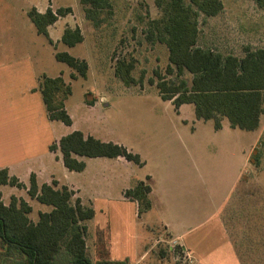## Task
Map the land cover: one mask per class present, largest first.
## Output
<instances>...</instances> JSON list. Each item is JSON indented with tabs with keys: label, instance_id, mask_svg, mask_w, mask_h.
I'll use <instances>...</instances> for the list:
<instances>
[{
	"label": "rangeland",
	"instance_id": "374dc122",
	"mask_svg": "<svg viewBox=\"0 0 264 264\" xmlns=\"http://www.w3.org/2000/svg\"><path fill=\"white\" fill-rule=\"evenodd\" d=\"M107 2L95 24L85 17L80 0H0V164L8 163L10 172L26 186L33 172L39 186L54 178L73 188V198L79 197L85 208L93 210L83 222L87 257L93 262L182 264L157 222V208L139 213L137 203L124 196L125 188L143 181L155 185L154 201L159 200L161 207L162 201L165 207L166 200L173 203L175 215L186 217L185 225L195 226L181 237L187 244L194 236L201 242L193 247L198 251L194 264H205L204 255L211 264H264V122L260 136L238 128L232 134L220 129L229 125L226 119L216 129L212 119L195 117L192 104H184L178 112L170 101L162 100L154 71L165 79L175 76L165 72L166 47L146 37L148 22L160 16V9L154 0ZM221 2L223 9L216 16L199 13L198 44L237 56L245 47H264V0ZM33 6L42 11L71 8L48 27L51 42L28 18ZM66 27H78L82 42L64 45L60 37ZM57 51L85 60L86 77L72 78L73 71L55 59ZM123 59L134 61L135 85L125 86L114 73L117 60ZM43 75H60L70 85L64 101L70 126L48 118L39 86ZM182 78L189 82L191 75L185 72ZM72 130L120 144L137 154L142 165L79 157L85 169L69 171L55 158L61 156L59 150L50 152L48 147ZM0 188L26 200L32 221L38 212L51 209L30 199L24 187ZM247 191L253 192V206L250 201L247 207L241 203ZM247 208L250 213L244 221ZM223 223L232 224L242 236L228 238ZM246 223L249 235L244 240ZM59 259L65 260L64 253L57 263ZM11 260L15 257H5L3 264Z\"/></svg>",
	"mask_w": 264,
	"mask_h": 264
},
{
	"label": "trees",
	"instance_id": "16d2710c",
	"mask_svg": "<svg viewBox=\"0 0 264 264\" xmlns=\"http://www.w3.org/2000/svg\"><path fill=\"white\" fill-rule=\"evenodd\" d=\"M160 16L148 22L146 37L163 44L168 51L165 72L175 79H165L156 70L155 86L162 100L170 101L176 109L183 104H192L197 119L214 121L219 129L226 119L229 126L253 131L260 126L264 115V47H245L243 55L223 54L198 44V15L216 16L222 11L221 0H154ZM88 20L96 24L99 9L108 6L107 0H80ZM195 7V9L193 8ZM71 12L70 7H47L39 12L31 7L27 16L38 34L49 41L48 27L60 17ZM83 40L78 27L64 28L60 41L72 47ZM51 42V41H50ZM57 61L65 63L73 72L74 79L87 75L88 64L66 51L54 53ZM133 60H117L115 75L125 86L135 85L131 75ZM191 75L190 81L183 74ZM181 77V78H180ZM40 92L50 120L66 126L72 119L65 110L64 101L71 92L70 85L58 75L41 76ZM49 151L59 150L63 166L69 171L81 172L85 162L79 157L122 158L142 165L137 154L112 141H102L91 135L73 130L51 144ZM0 185L25 188L32 200L51 207L47 212H38L36 221L29 218L31 206L22 198L10 196L8 204L0 200V264L5 257L14 256L11 264H125L106 259L91 261L87 257L84 221L93 216V210L85 208L81 200L73 198L74 191L57 181L37 183L34 173L29 174L28 186L17 177L10 176L7 168L0 169ZM150 186L143 181L124 191V196L137 203L138 212L150 209ZM178 251V248H177ZM64 253L65 260L56 258ZM10 260V259H9Z\"/></svg>",
	"mask_w": 264,
	"mask_h": 264
},
{
	"label": "crops",
	"instance_id": "0c3cea01",
	"mask_svg": "<svg viewBox=\"0 0 264 264\" xmlns=\"http://www.w3.org/2000/svg\"><path fill=\"white\" fill-rule=\"evenodd\" d=\"M33 7H35V6H33ZM52 9V8H51ZM39 12H43L41 9H37ZM200 46H202V45H200ZM203 47H207V48H211V47H209L207 44H206V46H203ZM211 49H213V48H211ZM213 50H215V49H213ZM216 51H219V52H221V53H223V51L221 50V49H216ZM224 53H228V52H224ZM184 105V104H183ZM183 105H181L179 108H178V112H180L179 110H181V108H182V106ZM223 121V123H224V119L222 120ZM264 122V115L261 117V121H260V126L258 127V129H256V130H254V131H256L257 132V135L259 134V136L261 135V132L263 131V129H264V127H263V129H262V123ZM224 128V129H223ZM220 129H223V130H226V131H229V132H231L232 134H234L233 132L235 131V130H237V128H232V127H230L229 125H227V126H225V125H223ZM262 130V131H261ZM73 131V130H72ZM70 133V132H69ZM85 135V134H84ZM58 140V139H57ZM56 143V142H55ZM253 143H254V140H253ZM253 145V144H252ZM252 145H251V147H252ZM50 152H52V151H50ZM57 152H58V150H57ZM56 152V153H57ZM55 153V154H56ZM58 157L60 158V160H61V156L59 155V154H57V155H55V158L56 159H58ZM117 159H120V160H122V158H117ZM124 160V159H123ZM62 162V161H61ZM12 167H14V165H12ZM1 168H7L8 169V173H9V175L10 176H15V174H12L11 172H10V169H11V166L8 164V163H6V164H0V169ZM65 168V167H64ZM68 170V169H67ZM30 173H33V172H30ZM29 173V174H30ZM35 174V173H34ZM36 176V175H35ZM15 177H17V176H15ZM18 178V177H17ZM19 179V178H18ZM37 180V179H36ZM52 180H55V181H57V183H58V186H61V184H59V182H58V180H56V179H54V178H51L50 180H48V181H46V182H43V183H51V181ZM23 183V182H22ZM38 183V182H37ZM42 183V184H43ZM24 184V183H23ZM25 185V184H24ZM0 186H9V185H0ZM26 186V185H25ZM67 186V185H66ZM10 187H14V186H10ZM69 189H71V190H73V188H71V187H69V186H67ZM154 187H155V185L153 184L152 186H150V193H149V195H148V197H149V200H150V209H149V211L151 210V209H154V208H157L156 210L158 211V213H159V215L157 216L158 218H157V222H159L160 223V226H162V229L164 230V232H166L167 234H168V236L170 237V243L172 242V241H176L178 244H180V245H182L183 247H184V249L188 252V253H190L191 255H192V257L194 256L195 258H196V254L198 253V251L196 252V250H195V248H193V247H195V246H199V245H201V242L198 240V238H197V236H194L192 239H189V242H188V244L185 242V240H181V237L182 236H184V234L185 233H187V232H190L191 231V229L193 228V227H195V226H193V227H190L188 224H184V223H186V222H188L189 220L186 218V217H184V216H182V217H177L175 214H176V210H175V207L172 205V204H170L169 203V201H167L166 200V203L168 204L166 207H165V201H162L163 203H162V207H161V203H160V201L159 200H156V201H154L152 198H151V196H152V194L154 193ZM15 188H17V187H15ZM125 189H127V188H125ZM24 190H26V189H24ZM74 191V190H73ZM164 192H165V189H164ZM253 194V192L251 193V192H249V191H247L246 193H244V195L242 196V199H241V203L243 204H245L246 205V207H247V205H249V201L251 202V205L253 206L254 204H255V200H254V198H253V196L254 195H252ZM12 195H14V196H16V194H14V193H12V190H10V191H7V192H4L3 193V191H2V189L0 188V200L4 203V204H6V202L10 199V196H12ZM16 197H18V196H16ZM22 197V196H21ZM259 196H257V198H258ZM23 198V197H22ZM79 198V197H78ZM237 199V201H238V199L239 198H237V197H235V200ZM246 200V201H245ZM26 201V200H25ZM245 201V202H244ZM239 202V201H238ZM172 210L173 212H172V214L171 215H168L166 212H165V210ZM236 209V208H235ZM234 209V210H235ZM252 209H253V207H252ZM148 211V212H149ZM245 211H246V214L244 215V221H245V216L248 218L249 217V213H250V211H249V208H247V209H245ZM174 213V214H173ZM252 213H253V211H252ZM245 228V229H244ZM223 230H224V232H225V234H226V236L228 237V238H230L231 239V237L232 236H235V237H237V236H242V234H239V232L237 231L238 229H236V227H234L232 224H229V225H225L224 223H223ZM244 230L246 231L245 232V234H244V240H245V238H247L248 239V235H249V224L248 223H246L245 225H244V227H243V232H244ZM193 242V243H192ZM204 254H207V252H204ZM203 254V255H204ZM208 258V255L206 256V255H204V261H205V264H207V262H208V264H211V262H209V260L207 259ZM198 261H200V260H198ZM201 262V264H203V262L202 261H200ZM214 263H216V262H214ZM217 264V263H216Z\"/></svg>",
	"mask_w": 264,
	"mask_h": 264
},
{
	"label": "built area",
	"instance_id": "2783aa9c",
	"mask_svg": "<svg viewBox=\"0 0 264 264\" xmlns=\"http://www.w3.org/2000/svg\"><path fill=\"white\" fill-rule=\"evenodd\" d=\"M170 248L172 251L177 253L178 258L181 257L182 264H194V258L190 253H188L184 247L178 244L175 240L170 243ZM178 248V251H177Z\"/></svg>",
	"mask_w": 264,
	"mask_h": 264
}]
</instances>
